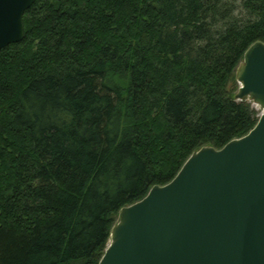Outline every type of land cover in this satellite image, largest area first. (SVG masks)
<instances>
[{"label":"trees","instance_id":"16d2710c","mask_svg":"<svg viewBox=\"0 0 264 264\" xmlns=\"http://www.w3.org/2000/svg\"><path fill=\"white\" fill-rule=\"evenodd\" d=\"M0 50V264H99L120 209L260 119L236 68L264 0H36Z\"/></svg>","mask_w":264,"mask_h":264},{"label":"water","instance_id":"95a60500","mask_svg":"<svg viewBox=\"0 0 264 264\" xmlns=\"http://www.w3.org/2000/svg\"><path fill=\"white\" fill-rule=\"evenodd\" d=\"M36 0H0V50L23 40ZM237 99L262 108L245 136L194 151L166 185L120 209L99 264H264V42L236 68Z\"/></svg>","mask_w":264,"mask_h":264},{"label":"rangeland","instance_id":"374dc122","mask_svg":"<svg viewBox=\"0 0 264 264\" xmlns=\"http://www.w3.org/2000/svg\"><path fill=\"white\" fill-rule=\"evenodd\" d=\"M237 83H238V81H237ZM239 85H240V83H238ZM250 101V100H249ZM251 103H252V105H254L255 107H256V109H258V111H259V113H261L262 112V108H261V106L260 105H258L257 103L256 104H254V102L253 101H250ZM119 215V214H118ZM118 220H119V218L117 219V221L116 222H118ZM115 222V223H116ZM113 227V226H112ZM109 243H110V238H109ZM109 243H108V245H109ZM108 245H107V247H108Z\"/></svg>","mask_w":264,"mask_h":264}]
</instances>
